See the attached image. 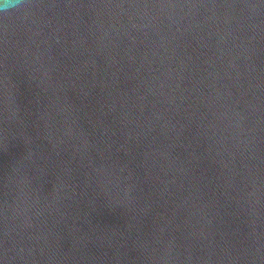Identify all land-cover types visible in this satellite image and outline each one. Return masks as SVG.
Here are the masks:
<instances>
[{
	"label": "water",
	"instance_id": "95a60500",
	"mask_svg": "<svg viewBox=\"0 0 264 264\" xmlns=\"http://www.w3.org/2000/svg\"><path fill=\"white\" fill-rule=\"evenodd\" d=\"M0 264H264V0L0 13Z\"/></svg>",
	"mask_w": 264,
	"mask_h": 264
},
{
	"label": "clouds",
	"instance_id": "9594fccd",
	"mask_svg": "<svg viewBox=\"0 0 264 264\" xmlns=\"http://www.w3.org/2000/svg\"><path fill=\"white\" fill-rule=\"evenodd\" d=\"M22 0H0V13L19 7Z\"/></svg>",
	"mask_w": 264,
	"mask_h": 264
}]
</instances>
